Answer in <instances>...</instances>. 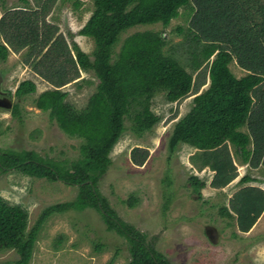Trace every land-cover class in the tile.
Returning a JSON list of instances; mask_svg holds the SVG:
<instances>
[{
  "label": "trees",
  "instance_id": "1",
  "mask_svg": "<svg viewBox=\"0 0 264 264\" xmlns=\"http://www.w3.org/2000/svg\"><path fill=\"white\" fill-rule=\"evenodd\" d=\"M22 1L29 4V0ZM57 1L35 0L34 8L21 5L5 10L0 16V59L6 60L11 49H29L27 61L33 58L35 71L55 86L38 95L37 107L48 110L66 133L84 139L81 149L85 157L65 167L33 151L9 150L0 154V169L15 168L29 176L62 180L78 185L79 193L73 201L46 207L29 230L27 209L0 196V251L14 249L18 258L13 264H29L49 216L94 207L107 229L128 241L131 258L127 264H169L142 231L119 217L98 188L100 177L111 162L110 152L126 129L127 118L132 119L131 128L138 135L160 121L149 102L157 91L176 101L195 90L193 106L176 122L170 146L175 149L185 143L194 147L193 163L214 171L212 187H225L238 176L230 146L242 163L252 168L264 164V0H93V12L79 30L94 40L93 58L73 40V34L69 33L68 40L47 21ZM71 1L76 7L82 0ZM1 3L4 6L5 1ZM189 4V25L195 36L217 46L207 64L209 85L201 92L206 82L196 84L191 72L163 53L161 34L136 32L121 41L122 33L136 25H168L180 14V8ZM120 42V51L115 53ZM233 60L245 70L244 75L238 77L232 72ZM81 70L93 71L98 83L86 106L77 109L68 100L69 93L60 87L74 80L80 86L83 79H77ZM37 90L34 80L25 79L15 94L23 97ZM135 103L140 109L133 115ZM12 114L20 117L18 104L13 105ZM148 157V149L132 150L131 158L137 165H143ZM253 180L245 174L239 182ZM189 183L201 196L206 182L191 175ZM135 201L131 195L129 204ZM229 204L230 209L225 207L223 212H233L238 229L247 232L264 212V189L245 185L233 194ZM101 248L98 244L97 249Z\"/></svg>",
  "mask_w": 264,
  "mask_h": 264
},
{
  "label": "rangeland",
  "instance_id": "2",
  "mask_svg": "<svg viewBox=\"0 0 264 264\" xmlns=\"http://www.w3.org/2000/svg\"><path fill=\"white\" fill-rule=\"evenodd\" d=\"M0 0V16L7 8L26 5L22 0ZM35 7V0H29ZM5 7V8H3ZM94 9L93 0H82L79 6L71 0H58L47 16L68 40L73 34L80 47L93 58L94 40L79 34ZM191 4L181 7L180 14L168 25L162 22L136 25L123 32L121 41L136 32L153 31L164 40L163 53L175 58L197 83L206 82L200 92L209 85L207 64L217 52L215 44L201 41L190 28ZM1 39V37H0ZM120 42L115 53L120 51ZM29 49L10 50L6 60L0 59V96L10 98L20 107V117L12 114V108L0 105V154L9 151H33L39 156L60 162L69 167L82 160L83 138L66 133L50 116V112L37 107L38 95L55 87L34 69L35 60L29 57ZM232 72L240 77L244 71L235 60L230 63ZM32 79L37 83L36 93L18 97L19 83ZM83 79L60 87L69 93L68 100L81 109L89 96L96 91L98 79L93 71L81 70ZM193 89L188 95L169 101L163 91H157L150 99L152 110L160 121L141 135L132 128V119H126V129L110 152V164L100 177L98 188L119 217L142 231L147 242L162 253L169 264H264V212L247 232L238 229L236 216L229 200L245 185L264 189V164L252 168L242 163L230 146L237 166L238 176L222 188L211 186L214 175L209 167L200 169L193 163L197 151L191 145L180 143L175 149L170 139L176 122L193 106ZM140 109L135 103L132 114ZM246 129V127L244 128ZM135 147L148 149L149 157L143 165L131 158ZM251 175L254 180L240 183L239 179ZM197 175L206 182L202 195L194 192L189 177ZM79 186L62 180L29 176L12 168L0 169V196L11 204H18L29 213L28 230L36 223L43 210L53 204L73 201ZM133 195L135 204L128 200ZM102 244L101 249L97 245ZM126 238L107 225L94 207L83 210L69 209L52 214L43 223L29 264H127L131 258ZM18 258L14 249L0 251V264H13Z\"/></svg>",
  "mask_w": 264,
  "mask_h": 264
},
{
  "label": "water",
  "instance_id": "3",
  "mask_svg": "<svg viewBox=\"0 0 264 264\" xmlns=\"http://www.w3.org/2000/svg\"><path fill=\"white\" fill-rule=\"evenodd\" d=\"M0 105L6 108H11L13 104L9 99L4 100L0 98Z\"/></svg>",
  "mask_w": 264,
  "mask_h": 264
},
{
  "label": "flooded vegetation",
  "instance_id": "4",
  "mask_svg": "<svg viewBox=\"0 0 264 264\" xmlns=\"http://www.w3.org/2000/svg\"><path fill=\"white\" fill-rule=\"evenodd\" d=\"M0 98L1 99H4V100H6V99H9L10 100V98L8 96H5V95H3V96L1 95Z\"/></svg>",
  "mask_w": 264,
  "mask_h": 264
},
{
  "label": "crops",
  "instance_id": "5",
  "mask_svg": "<svg viewBox=\"0 0 264 264\" xmlns=\"http://www.w3.org/2000/svg\"><path fill=\"white\" fill-rule=\"evenodd\" d=\"M241 69H242V68H241ZM242 70H243V69H242ZM243 71H244V74H245V73H246L245 70H243ZM244 74H242V75H244ZM244 128H245V127H244ZM244 128H243V130H244V131H247V128H246V129H244Z\"/></svg>",
  "mask_w": 264,
  "mask_h": 264
}]
</instances>
